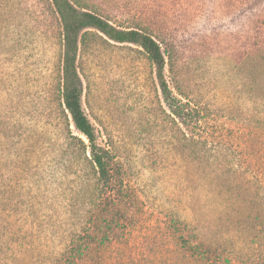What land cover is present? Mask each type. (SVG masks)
I'll list each match as a JSON object with an SVG mask.
<instances>
[{
    "label": "rangeland",
    "instance_id": "1",
    "mask_svg": "<svg viewBox=\"0 0 264 264\" xmlns=\"http://www.w3.org/2000/svg\"><path fill=\"white\" fill-rule=\"evenodd\" d=\"M80 1L114 25L152 33L170 53L165 74L173 93L179 96L175 86H181L224 130L233 126L225 107L252 105L241 67L248 50L264 46V0ZM0 19V188L10 197L0 213V238L12 247L0 254V264H49L69 238L68 227L54 215L65 190H58L48 161L26 151L23 135L54 133L46 107L48 90L61 74L60 27L45 0H0ZM79 71L82 105L98 142L113 150L138 196L133 222L112 242L98 240L80 264H201L170 235L173 218L204 230L207 222L199 223L191 208L193 195L168 141L172 131L160 109L154 65L136 45L90 35ZM232 230L225 237L240 248L237 264H264V246L253 243L249 232Z\"/></svg>",
    "mask_w": 264,
    "mask_h": 264
},
{
    "label": "trees",
    "instance_id": "2",
    "mask_svg": "<svg viewBox=\"0 0 264 264\" xmlns=\"http://www.w3.org/2000/svg\"><path fill=\"white\" fill-rule=\"evenodd\" d=\"M45 2L59 24L63 47L61 74L47 94V122L54 133L31 130L23 135L27 143L22 142L27 152L34 150L48 161L51 177L60 182L58 190H65L64 204L54 215L59 225L68 227L69 238L49 264H80L98 240L112 242L117 231L133 222L138 202L113 150L98 142L82 105L79 58L90 35L140 47L156 69L163 97L160 109L172 131L168 141L193 195L191 208L199 223L207 222L204 230L173 218L168 225L175 245L201 264H237L241 252L225 237L229 229L247 231L253 243L264 246V46L248 50L241 67L252 105L225 107L223 115L233 126L224 130L219 118L181 86H175L179 96L173 93L165 74L170 53L152 33L114 25L86 10L80 0ZM0 22L2 31L5 22ZM9 198L0 188L2 215ZM9 243L0 238V254L11 250Z\"/></svg>",
    "mask_w": 264,
    "mask_h": 264
}]
</instances>
